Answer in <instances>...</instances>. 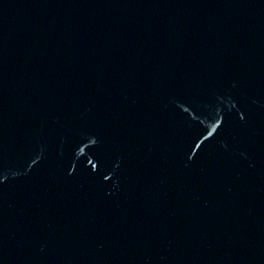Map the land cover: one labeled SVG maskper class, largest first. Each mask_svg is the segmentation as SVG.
<instances>
[{
	"label": "water",
	"instance_id": "obj_1",
	"mask_svg": "<svg viewBox=\"0 0 264 264\" xmlns=\"http://www.w3.org/2000/svg\"><path fill=\"white\" fill-rule=\"evenodd\" d=\"M0 264H264V0H0Z\"/></svg>",
	"mask_w": 264,
	"mask_h": 264
}]
</instances>
